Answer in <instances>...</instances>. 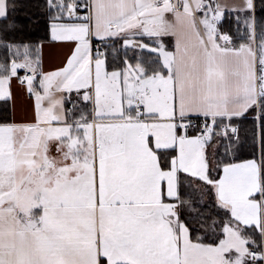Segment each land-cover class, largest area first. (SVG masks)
Returning <instances> with one entry per match:
<instances>
[{
	"label": "snow or ice",
	"instance_id": "snow-or-ice-1",
	"mask_svg": "<svg viewBox=\"0 0 264 264\" xmlns=\"http://www.w3.org/2000/svg\"><path fill=\"white\" fill-rule=\"evenodd\" d=\"M17 7L0 98L34 104L0 117V264L264 262V0H43L51 71L5 38Z\"/></svg>",
	"mask_w": 264,
	"mask_h": 264
},
{
	"label": "trees",
	"instance_id": "trees-1",
	"mask_svg": "<svg viewBox=\"0 0 264 264\" xmlns=\"http://www.w3.org/2000/svg\"><path fill=\"white\" fill-rule=\"evenodd\" d=\"M43 0H17V11L13 15L16 17L17 26L14 31L7 34L5 37L11 42L18 43H39L41 41L48 40L47 34V19L44 9L41 7ZM222 31L229 30V19L227 14L225 15L222 23L219 25ZM230 34H233L230 32ZM2 58L10 59L6 57V49L0 48ZM123 53V50H121ZM117 59L121 58V53ZM1 58V57H0ZM112 60L110 63H113ZM7 110L10 112V106L8 101H0V117H2ZM250 121H244V127L241 129V136H245V129L249 126ZM252 151L251 135L249 134L245 138V142L240 149V158H248V154ZM201 211L216 214V210L211 204H206Z\"/></svg>",
	"mask_w": 264,
	"mask_h": 264
},
{
	"label": "crops",
	"instance_id": "crops-1",
	"mask_svg": "<svg viewBox=\"0 0 264 264\" xmlns=\"http://www.w3.org/2000/svg\"><path fill=\"white\" fill-rule=\"evenodd\" d=\"M221 2L224 3H233L236 2V0H221ZM145 42L147 43V39H145ZM173 41L171 38H165L166 44H171ZM122 44V42H120ZM137 55H143L145 58L149 56V50H144L141 52L139 49L135 50ZM122 53V51H121ZM68 54V44L64 42H54L51 41L48 37V40L43 41V47L41 51V64L44 71H51L54 68L62 67L64 62L66 61V55ZM1 55V51H0ZM133 55V50L129 49L128 56L131 57ZM124 56V52L121 55L122 59ZM0 62L5 60L0 56ZM11 59V57H10ZM9 59V60H10ZM113 60V56L109 55V65L111 66L112 63H110ZM132 63H135V60H132ZM21 69L18 70V74L20 75ZM36 85H39V80H36ZM27 86H24L20 83V81L16 78H13L11 81V91L13 94L14 99H5L0 98V101H8L10 106V112L9 116L15 115L16 119H21L22 117L26 116L34 104V99L30 98L27 93ZM66 95H68L66 93ZM71 96L73 99H76L75 91L71 93ZM71 104H66V107H71ZM90 107V105H89ZM222 151V149H221ZM209 152H211V148H209ZM261 264H264V262H261Z\"/></svg>",
	"mask_w": 264,
	"mask_h": 264
},
{
	"label": "built area",
	"instance_id": "built-area-1",
	"mask_svg": "<svg viewBox=\"0 0 264 264\" xmlns=\"http://www.w3.org/2000/svg\"><path fill=\"white\" fill-rule=\"evenodd\" d=\"M26 73H25V70L24 69H21V72H20V76H24ZM30 74V73H28ZM24 86H27L26 84H23Z\"/></svg>",
	"mask_w": 264,
	"mask_h": 264
}]
</instances>
